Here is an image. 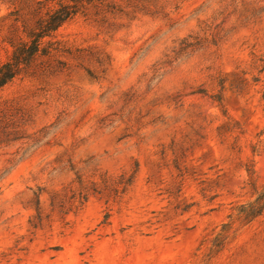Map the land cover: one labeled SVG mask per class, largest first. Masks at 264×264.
I'll list each match as a JSON object with an SVG mask.
<instances>
[{"label":"rangeland","instance_id":"rangeland-1","mask_svg":"<svg viewBox=\"0 0 264 264\" xmlns=\"http://www.w3.org/2000/svg\"><path fill=\"white\" fill-rule=\"evenodd\" d=\"M56 2L0 0V63ZM41 46L0 88V264H264V0H85Z\"/></svg>","mask_w":264,"mask_h":264},{"label":"trees","instance_id":"trees-1","mask_svg":"<svg viewBox=\"0 0 264 264\" xmlns=\"http://www.w3.org/2000/svg\"><path fill=\"white\" fill-rule=\"evenodd\" d=\"M83 1L85 0H57L56 6L50 8L45 16L39 17L34 26H24L25 37L9 40L12 51L7 60L0 63V88L21 73L38 52L43 51L42 40L52 36L64 22L77 14Z\"/></svg>","mask_w":264,"mask_h":264}]
</instances>
